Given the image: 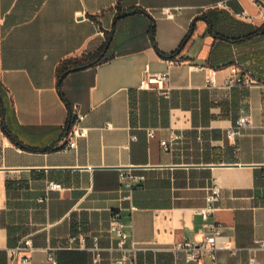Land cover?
Masks as SVG:
<instances>
[{
	"label": "crops",
	"instance_id": "1",
	"mask_svg": "<svg viewBox=\"0 0 264 264\" xmlns=\"http://www.w3.org/2000/svg\"><path fill=\"white\" fill-rule=\"evenodd\" d=\"M162 71L164 90L139 88ZM236 75L264 81L252 0H0V264L26 237L28 264H92L94 242L110 264L114 212L137 264H195L171 245L203 238L195 209L212 183L236 247L219 261L264 264V94L228 85ZM78 114L86 135L68 148ZM121 169L145 178L127 190Z\"/></svg>",
	"mask_w": 264,
	"mask_h": 264
},
{
	"label": "built area",
	"instance_id": "2",
	"mask_svg": "<svg viewBox=\"0 0 264 264\" xmlns=\"http://www.w3.org/2000/svg\"><path fill=\"white\" fill-rule=\"evenodd\" d=\"M259 9V17L264 20V0H252ZM219 6L226 7L225 3H218ZM166 15H171L170 8L163 9ZM241 15H246L244 11ZM235 71V70H234ZM168 80V72L162 71L157 73L146 74L141 80L139 88H147L153 85L158 90L166 88ZM211 81V80H210ZM228 85H240L245 87L257 86L264 94V81L255 79L251 75L234 76L228 82ZM83 115L78 114L73 119V127L71 129L70 138L67 141L66 147L75 148L76 139L86 135V129L81 125ZM248 119L246 116H241L237 119L235 127L228 129L227 133L230 135L238 133L239 129L247 125ZM264 134V126L262 127ZM151 134V131L148 132ZM132 138H135L132 135ZM166 140H162L161 144L165 146ZM144 175L136 174L131 169H121L119 171V179L122 185L127 190H132L134 184L144 180ZM60 184L53 181L47 183V189H59ZM205 205L195 209V214L200 216L206 226V231L202 239H182L175 241L171 245V249L175 252H181L184 259L195 264H222L218 259V252L221 250L234 253V247L230 240L222 234L221 225L214 219V213L217 210V201L220 199V188L212 183L206 189ZM42 201L43 199H39ZM133 208V207H132ZM125 223L121 219L118 212L111 215L109 231L114 232L117 237L115 249L119 251V256L113 259L110 264H137L138 246L134 241L131 232L125 229ZM77 238L80 241L84 240V234H78ZM258 245L264 247V241H256ZM90 249L93 251L92 264H100L102 248L94 242ZM33 250L32 242L29 237L20 239L15 246L7 249L9 256V264L17 261L18 264H28L27 252ZM253 262V261H252Z\"/></svg>",
	"mask_w": 264,
	"mask_h": 264
},
{
	"label": "trees",
	"instance_id": "3",
	"mask_svg": "<svg viewBox=\"0 0 264 264\" xmlns=\"http://www.w3.org/2000/svg\"><path fill=\"white\" fill-rule=\"evenodd\" d=\"M124 14H127V13H120L117 16H121V15H124ZM150 36H151V38L153 37V28H152V26L150 27ZM67 71L68 70L66 68H64L63 66H60L59 67V70H58V80H57L58 90H60L62 78L64 77V75L66 74Z\"/></svg>",
	"mask_w": 264,
	"mask_h": 264
}]
</instances>
